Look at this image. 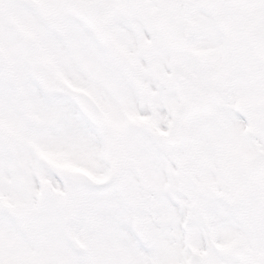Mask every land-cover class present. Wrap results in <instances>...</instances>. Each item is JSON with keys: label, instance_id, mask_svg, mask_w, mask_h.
Returning a JSON list of instances; mask_svg holds the SVG:
<instances>
[{"label": "snow or ice", "instance_id": "obj_1", "mask_svg": "<svg viewBox=\"0 0 264 264\" xmlns=\"http://www.w3.org/2000/svg\"><path fill=\"white\" fill-rule=\"evenodd\" d=\"M0 264H264V0H0Z\"/></svg>", "mask_w": 264, "mask_h": 264}]
</instances>
